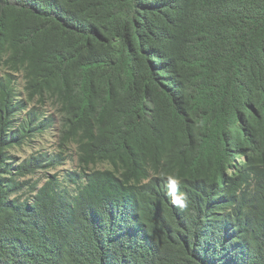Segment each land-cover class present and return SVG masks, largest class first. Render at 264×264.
I'll use <instances>...</instances> for the list:
<instances>
[{
  "label": "trees",
  "instance_id": "trees-1",
  "mask_svg": "<svg viewBox=\"0 0 264 264\" xmlns=\"http://www.w3.org/2000/svg\"><path fill=\"white\" fill-rule=\"evenodd\" d=\"M0 264H264V0H0Z\"/></svg>",
  "mask_w": 264,
  "mask_h": 264
},
{
  "label": "rangeland",
  "instance_id": "rangeland-1",
  "mask_svg": "<svg viewBox=\"0 0 264 264\" xmlns=\"http://www.w3.org/2000/svg\"><path fill=\"white\" fill-rule=\"evenodd\" d=\"M46 111L53 116L59 115L56 107L53 105L48 106ZM59 141V132L50 131L12 152V155L16 157L19 163L41 154L47 155L49 159H56V166L54 168L40 169L37 173L28 176L24 180L32 184L38 183L41 187L48 178L53 176L61 179L69 172H80L77 148L74 145L60 147ZM59 155H61V158H58Z\"/></svg>",
  "mask_w": 264,
  "mask_h": 264
}]
</instances>
